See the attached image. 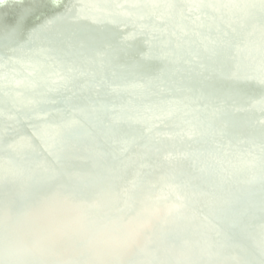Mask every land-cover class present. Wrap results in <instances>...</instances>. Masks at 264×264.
Here are the masks:
<instances>
[{"label": "bare ground", "instance_id": "6f19581e", "mask_svg": "<svg viewBox=\"0 0 264 264\" xmlns=\"http://www.w3.org/2000/svg\"><path fill=\"white\" fill-rule=\"evenodd\" d=\"M97 2L100 9H106V4L100 0ZM173 2L172 6L168 0L151 2L128 0V5L133 11L148 14V18L133 22L138 29L137 33L130 36L134 43L133 54L145 58L150 66H161L165 85L175 88L176 91L172 97L175 105L166 107L164 114L155 113L156 124L153 127L163 134L164 141L161 143L146 137L141 130L139 133H134L113 121L109 109L116 113L124 110L107 97V88L103 85L97 92L89 89L98 107L90 104L87 107L89 110L82 112L81 119L86 125L71 118V106H79V98L64 94L63 96H66L64 103L58 101L61 79L55 78L51 82L43 74V69L54 65L50 58V47L41 44L45 56H34L42 64V68L31 60L19 57L13 59L7 56V51L15 54L29 51L27 45L14 42L9 31L14 29L22 35H28V32L21 25L20 15L24 10L19 7V14L11 20L7 6L17 3L14 0H4V3L0 4V37L3 39V44L0 43L2 104L3 107L12 110L20 121L30 122L34 127L41 129L47 140L42 150L45 148L43 152H47L48 156L29 151L21 143L23 131L20 127L0 123V127L7 130L5 136H0V149L5 150V155L0 156V161L11 168L12 182L23 190L17 195L9 193L8 183L0 170V225H2L0 253L9 256L12 251L28 244L26 241H38L47 232L59 233L69 229L66 223L51 220L39 208L58 207L76 215L77 211L67 208L66 202L73 201V196L79 192L81 183L88 186L91 195L95 196L93 188L99 185L104 177V174L96 168H94L97 177L95 180L87 179L80 174L81 166L93 167L89 162L83 163L77 159V152L80 151L77 146L81 138L88 136L102 144L107 141L114 143L117 138L124 137L125 147L133 153L140 154L143 160L138 162V166L153 182L164 186L160 182V177L166 178L169 184L165 185V188L185 193L189 198L200 194L201 203L193 205L192 210L196 216L193 221H188L180 211L176 210L171 216L173 221L164 220L163 223H158L154 221V214L156 210L163 209L159 201L148 199L137 202L130 198L134 204L141 203L139 204L141 211L127 212L125 205L118 202L119 215L126 220V226L122 228L117 221V213L110 208V205L97 199L100 209L97 222L109 228V232L105 234H94L99 242L104 243L103 245L111 233L117 238L124 239L127 228H131L137 222L145 224L139 237L141 249L132 252L135 259L124 262L121 258H113L108 264H264V195L256 191L257 187L264 190V155L261 156L258 152L259 149L264 150V0H254V2L240 0L238 7L228 1L218 3V8L226 17V21H220L208 5H204L202 9L212 16V21L199 17L190 7L189 0H173ZM149 3L165 10V21L174 26L173 31L167 32L158 26L159 14L150 8ZM137 5H140L139 8ZM34 7L32 6V9H35ZM83 9L86 11L87 5ZM244 9L249 10L251 16L244 15ZM179 10L184 14L177 16ZM63 11L65 10L60 9V12ZM74 18L86 24L84 16L75 15ZM9 20L13 25H10ZM34 21L41 34L55 42L67 66L68 62L72 67L84 64L88 78L99 77L100 64L97 63V59L100 56L95 52H85L82 49L61 45L55 30L37 20ZM199 21L203 24L201 30L195 27V23ZM119 23L131 22L108 21L101 27L89 24L84 29L69 30L65 21L58 20L59 29L69 38L92 42L105 48L102 59L103 57L106 60L115 59L120 64L123 63L131 74L143 75L148 84H151L153 82L151 72L142 69L137 60L132 61L127 58L122 45L126 36L119 33ZM146 25L156 33L155 40L147 41L144 38ZM209 40L216 42L217 49L209 46ZM148 46L154 49V53L147 51ZM245 47L251 50V57L247 55ZM173 49L181 50L184 62L191 68V72H194L186 75L185 78L188 85L196 90L195 97L188 96L185 86L174 79V75L178 72L174 67L175 61L168 52ZM82 56H89L91 62L79 61ZM214 58L221 62L224 71L215 72L211 68L209 62ZM106 65L112 68L109 75L119 86L126 81L132 88H141L135 80L125 79L118 74V63L109 61L104 64ZM25 70L30 71L32 75L25 76L23 74ZM234 80L240 82L245 90L239 88ZM215 81L222 82L224 88L219 89L206 84ZM69 84L75 85L72 82ZM43 90H49V95L45 96ZM151 96L157 100L167 99L155 92ZM13 98L20 99V104H14ZM127 100L132 106L138 103L132 97H128ZM42 103L47 104L46 112L40 110ZM208 106L218 115L209 114ZM233 109H238L242 113V120L231 117ZM46 115L52 117L57 124L72 128L75 146L65 145L63 137L44 119ZM178 118H182L185 123L178 124ZM210 121L217 122L220 128L211 129ZM98 123L103 124L106 130H100L97 127ZM174 129H179L188 136L191 152H185L182 143L171 136ZM219 142L227 145L229 154L215 147ZM57 148L61 155L54 153ZM148 150H153L175 164L179 174L164 168V165L147 154ZM85 154L114 162L112 191L124 194L127 188L133 187L148 192L145 183L137 182L127 175L114 150L88 149ZM17 155L25 157L34 166L64 163L69 168L71 176L64 179V187H62L56 178H45L35 172H26ZM100 162L102 163V160ZM252 164L261 168L259 173L253 171ZM1 165L3 164L0 163ZM229 167L236 168L238 173L229 174L227 171ZM181 176L184 181L179 183L177 180ZM27 177H32V180L28 181ZM43 194L48 195L52 202H46ZM253 198L258 202H253ZM233 200H236V203ZM16 202L20 205L18 206ZM202 203L213 206L217 218H207ZM29 209L34 211L33 216L28 212ZM205 223L210 228L209 232L204 228ZM155 230L163 233L157 236ZM15 231L18 233L13 236ZM91 233L93 231L83 230L81 236L85 245L89 243L86 236ZM75 240L73 234L64 239V245L73 252L70 257L78 262L81 257L78 255ZM26 251L31 257L32 251L29 249ZM41 252L40 257L43 262L31 260V264H44L45 261L48 264H70L62 256L50 254L47 249H42ZM82 258L92 264H99L98 258L92 256L88 250H84Z\"/></svg>", "mask_w": 264, "mask_h": 264}, {"label": "water", "instance_id": "95a60500", "mask_svg": "<svg viewBox=\"0 0 264 264\" xmlns=\"http://www.w3.org/2000/svg\"><path fill=\"white\" fill-rule=\"evenodd\" d=\"M16 5H8L7 13L10 15L11 20H13L14 16L19 14V7L24 10V13L20 15L21 17V25L28 32V35H22L18 33L16 30L11 29L9 31V35L11 39L16 43L25 44L28 46L29 51H23L19 54L12 53L7 51V56L13 59L16 58H24L27 60L33 61L36 66L42 68V64L34 57L45 56L43 49L41 48V44L46 45L51 48V60L54 65L51 68L43 69L44 76L51 82L55 80V78L61 79L60 87L58 90V94L60 97L58 101L64 103V94H71L73 96H77L80 100L79 106H71L72 117L85 124V122L81 119V114L83 111L89 110L87 107L90 104L98 107V103L95 98L91 95L90 90L98 91L101 86H105L107 88L106 95L107 97L119 105L122 110L121 113H116L111 108L109 111L112 114L113 121L117 124L123 126L126 129L131 130L134 133H139V130L146 136L151 138L152 140L161 143L164 141V136L160 132H157L153 126L156 124L155 113L159 112L161 114L165 113V108L169 106L175 105L173 102V96L176 91L175 88H171L165 85L163 80V72L161 66L152 65L150 66L147 60L143 57H137L133 54L134 46L133 41L131 39V35L137 33L138 29L133 24V22L137 21L141 18H148V14L138 13L133 11L129 5L128 0H100L102 3L106 4L107 7L105 10L100 9L98 6L97 0H60L62 5L61 9H64L63 12H56L53 10L54 6L51 4V0H14ZM137 1V0H135ZM150 2L152 0H149ZM230 2L235 7L240 6V0H189L190 7L194 9V12L201 18H205L208 21H212V16L205 10H203L204 5H208L211 10H213L220 21H226V17L218 8V3ZM254 2V0H250ZM148 2V1H147ZM174 5L173 0H168ZM47 5H50L49 7ZM87 5V10L84 11L83 7ZM32 6H35V9H32ZM138 8L140 5H137ZM151 9L154 12L159 14V20L157 21L158 26L166 30L167 32L173 31L175 28L173 25L167 23L165 21V10L158 9L155 4L149 3ZM27 12V13H26ZM184 13L182 11H177V16H181ZM243 14L246 16H251V12L249 10L244 9ZM76 16H84L86 19V24L79 22L74 17ZM236 15V14H235ZM37 20L48 27L52 28L56 31V35L59 37L61 41V45H66L69 47H74L75 49H82L85 52H95L96 55L100 56L97 59V63L99 66V77L95 79L88 78V73L85 71L84 64L71 66L68 62V66L65 63V59L62 57L59 49L56 47L55 42L51 38L44 37L40 30L36 27V23L34 20ZM62 19L67 23V27L69 30H80L86 28L89 24H95L98 26H103L106 22H117V20H129L131 23H119L118 29L119 33L126 36L123 40L122 45L127 53V58L132 61H136L138 65L146 70L148 69L153 77V82L148 84L147 79L143 75H133L130 73L128 68L122 63L120 64L115 59L106 60L101 58L102 55L105 54L106 49L97 46L92 42L85 41H76L69 38L61 29H59L58 20ZM9 20L10 25H13V22ZM85 25V26H84ZM195 27L198 30H201L203 24L199 21L195 23ZM144 38L147 41L155 40L157 38L156 33L149 26H145L144 30ZM3 39L0 37V43L3 44ZM199 43V41H197ZM209 46L212 49H217L216 42L209 40ZM147 51L149 53H154V49L148 46ZM245 51L247 55L251 57L252 52L248 47H245ZM169 54L172 55V58L175 61L174 67L177 70V74L174 75V79L179 83L185 86L186 94L190 97H195L197 92L192 86L188 85L187 80L185 78L188 74H193L191 72V68L187 66L184 62L183 54L180 49L168 50ZM89 57V56H88ZM87 56L80 57L79 61L81 62H91ZM115 62L118 63L119 66L117 68V72L123 78H131L138 82L141 85V88H132L128 85L126 81H123L119 86L115 80H113L112 76L109 75L111 67L107 65L104 66L107 62ZM211 68L215 72L224 71V66L217 59H212L210 62ZM67 66V67H65ZM247 67H249V62H247ZM25 76H31L32 73L30 71L25 70L23 72ZM74 80V82L72 81ZM70 82L75 83V85L69 84ZM235 84L245 90L244 86L234 80ZM207 85H212L216 88L223 89L224 85L222 82H208ZM90 89V90H89ZM34 91H36L34 89ZM162 94L167 99L166 100H157L151 94ZM45 96L49 95V90H43ZM132 97L137 100V105L132 106L128 103L127 98ZM3 97L0 95V123L2 124H12L14 126L20 127L23 131V136L21 138V143L27 147L29 151L40 152L42 155L47 156V152H43L45 148L42 150V146L46 143V138L44 137L41 129L39 127H34L30 122H22L19 118L12 112V110L3 107ZM14 104H20V99L13 98ZM89 104V105H88ZM48 109L46 103L40 104V110L46 112ZM207 112L211 115L217 116L218 113L213 110L212 107H207ZM133 115V117H132ZM231 117L235 120H242V113L238 109H233L231 112ZM44 119L47 121L49 126L54 129L58 134H60L64 143L67 146H75L76 141L73 138V130L70 126H61L57 124L54 119L50 116H45ZM178 124H184V120L182 118L177 119ZM86 125V124H85ZM209 126L213 130H218L220 128L219 124L215 121H210ZM97 127L105 131L106 128L103 124L98 123ZM7 134V130L5 128L0 127V136H5ZM171 136L180 141L182 143V147L185 152H191L190 139L188 136L183 133L179 129H174L171 132ZM126 139L124 137H119L115 140L114 143L107 141L102 144L92 140L88 136L81 138L77 147H79V152H77V159L84 162H89L93 167H88L87 165L81 166L80 174L83 175L87 179L95 180L96 172L95 169L100 170L104 177L101 180L100 184L95 186L94 194L91 195L90 188L86 186L84 183H81L79 186V192L74 194L73 201H67L66 207L70 210H76L77 214L74 215L67 211H64L60 208H39V210L49 217L51 220H59L66 223L69 229H65L62 232H47L43 234L39 240L35 241H26L25 246L12 251L9 256H5L0 253V264H14L15 262H21V264H31V260L33 262L41 261L43 259L41 256L42 249L49 250L50 254L55 256H62L65 258L70 264H92L89 260L82 258V254L84 250H88L92 256H95L99 260V264H108L109 261L113 258H121V261H131L135 259L132 252L138 248L141 249V245L139 243V237L142 229L145 227V224L142 222L135 223L131 228L126 229V233L124 234V239L117 238L112 233L108 236L105 245L103 242H99L97 238L94 237V234H105L109 232V228L103 226L99 222H97V216L100 214V209L98 207L97 199L102 200L103 203L110 205V208L117 213V221L119 225L124 228L126 226V220L124 217L119 215V203H123L125 205V211H141V207L137 202H141L142 200H157L162 205V211L156 210L154 214V221L158 223H163L164 220L166 222L173 221L172 214L174 211L178 210L180 213L188 220L193 221L196 219V216L193 212V205L197 203H201L200 194H195L192 198H189L185 193L174 191L171 189H167L164 186L169 184L166 178L160 177L161 184H156L151 180V178L142 171L138 162L142 161V157L139 153H133L125 147ZM215 147L229 154V150L227 145L224 142H219L215 144ZM103 148H107L109 150H114L117 153V159L123 165L124 171L127 175L137 182L145 183L148 192H143L137 188H127L124 194H117L111 190L113 185V164L114 162L104 158L97 159L94 157L87 156L86 150L95 149L101 150ZM259 155H264V150H258ZM55 154L61 155L60 150L57 148L54 151ZM147 154L156 159L164 168L171 170L175 174H179L178 168L175 164L167 161L163 156L158 155L153 150H148ZM168 154V153H166ZM5 155V150L0 149V156L3 157ZM17 159L23 164V168L26 172H35L45 178H56L58 182H60L61 186L64 187L63 181L64 179L69 178L71 172L69 168L61 162L50 163V164H40L37 166L31 165L30 161H27L25 157L16 156ZM48 157V156H47ZM102 160V163L100 162ZM3 165L0 166V170L4 179L7 181V190L9 193L17 195L23 192L21 187L15 185L12 182V173L11 168L0 161ZM147 165V163L145 162ZM251 168L253 171L259 173L260 167L252 164ZM227 171L231 175H236L238 170L234 167L227 168ZM28 181L32 180V177H27ZM184 181L183 176L179 177L177 182L182 183ZM256 191L260 194L264 195V190L262 188H256ZM43 198L46 202H52L51 198L43 194ZM133 198L137 200L136 204L131 202ZM253 202L257 203L258 200L255 198L252 199ZM119 202V203H118ZM236 203V200H233ZM19 206L20 204L16 202ZM138 204V205H137ZM204 204V203H202ZM207 216V218H217V214L213 208V206L209 204H204L202 208ZM31 216H33L34 211L31 209L28 210ZM67 212V213H66ZM79 218V220H77ZM205 230L207 232L210 231L207 223L204 225ZM2 227V225H0ZM85 230H91L93 233L88 234L86 238L89 240V243L85 245V242L82 238V232ZM18 232L15 231L13 236H15ZM163 232L159 230H155V234L159 236ZM75 236L76 241V249L78 255L81 257L80 261H75L70 256L72 255V251L68 250L64 245V239L69 236ZM84 234V233H83ZM12 236V237H13ZM106 246V247H105ZM258 248L259 246H255ZM26 249L32 251L31 257H29ZM15 259V260H13ZM30 259V260H29ZM139 260V259H138ZM44 264H48L47 261Z\"/></svg>", "mask_w": 264, "mask_h": 264}, {"label": "snow or ice", "instance_id": "6c2138e0", "mask_svg": "<svg viewBox=\"0 0 264 264\" xmlns=\"http://www.w3.org/2000/svg\"><path fill=\"white\" fill-rule=\"evenodd\" d=\"M2 3H4V0H0V4H2ZM51 4L54 6V8H53L54 11H56V12L60 11V9L62 7L60 0H51Z\"/></svg>", "mask_w": 264, "mask_h": 264}]
</instances>
